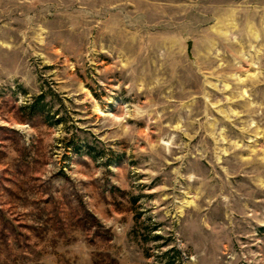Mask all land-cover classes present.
<instances>
[{
    "label": "rangeland",
    "instance_id": "1",
    "mask_svg": "<svg viewBox=\"0 0 264 264\" xmlns=\"http://www.w3.org/2000/svg\"><path fill=\"white\" fill-rule=\"evenodd\" d=\"M0 264H264V0H0Z\"/></svg>",
    "mask_w": 264,
    "mask_h": 264
}]
</instances>
